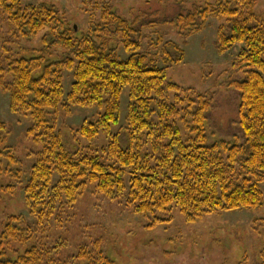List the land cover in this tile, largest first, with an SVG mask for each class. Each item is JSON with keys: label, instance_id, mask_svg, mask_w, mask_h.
<instances>
[{"label": "trees", "instance_id": "trees-1", "mask_svg": "<svg viewBox=\"0 0 264 264\" xmlns=\"http://www.w3.org/2000/svg\"><path fill=\"white\" fill-rule=\"evenodd\" d=\"M256 7L257 0H216L171 21L182 30L190 29L187 34L191 35L203 30L209 19H219L217 50L225 53L238 48L234 68L244 71L245 77L231 85L240 93L242 140L209 142L206 121L212 99L169 81L166 66L158 64V57L180 62L185 55L178 44L165 42L160 54L148 55L141 42L134 40L135 30L108 3H96L101 22L78 35L52 6L0 0V18L11 27L14 42L41 36L43 43L38 56L7 54V68L0 64V85L10 95V109L29 115L26 134L41 146L22 186L25 207L35 222H26L21 214L7 218L0 232V264H68L55 258L57 246L42 243L12 259V252L18 251L13 244L26 246L34 237L42 240L48 231L44 226L74 206L89 185L112 200L125 199L136 213L177 207L187 222L216 211L262 204L264 16ZM114 38L128 57L123 58L119 48L111 46ZM161 42L160 37L155 47ZM57 49L63 51L64 59L48 61L44 52L53 55ZM66 73L73 78L67 93ZM7 75L12 76L11 81L6 80ZM126 91L125 131L114 133ZM71 105L100 109L95 121L84 120L77 131L88 140L104 132L109 137L106 146L76 152L65 146L61 132L47 116L49 109H69ZM0 128H6L1 119ZM5 142L0 135V160L7 157L17 163L13 153L6 152ZM34 226L40 233L34 235L39 230ZM74 259L79 264H115L101 249L91 252L86 246Z\"/></svg>", "mask_w": 264, "mask_h": 264}, {"label": "rangeland", "instance_id": "rangeland-1", "mask_svg": "<svg viewBox=\"0 0 264 264\" xmlns=\"http://www.w3.org/2000/svg\"><path fill=\"white\" fill-rule=\"evenodd\" d=\"M216 0H23L24 4H45L56 8L64 20L75 27L78 35L101 22V10L96 3L112 6L113 12L128 21L135 30L134 40L140 41L142 50L153 56L161 53L165 42L178 44L184 51L180 62L173 63L158 57V64L166 66L169 81L183 87H192L212 99V107L206 121L209 142H236L242 140L238 124L240 93L231 83L244 79L245 73L234 68L238 48L220 53L217 50V32L222 21L211 18L203 30L188 35L190 29L182 30L176 22L180 15L203 9L208 2ZM256 10L264 16V0H257ZM11 27L0 18V64L7 68L6 55L31 58L40 55L43 49L41 36L31 40L14 42ZM160 45L155 47L159 38ZM111 46L118 47L123 58L129 53L117 38ZM171 51H174L171 48ZM173 53V52H172ZM47 60L64 59L62 50L53 55L44 52ZM174 54V53H173ZM7 75L6 80L11 81ZM73 82L72 74L66 73L65 91ZM127 91L122 99L120 122L112 128L114 133L125 131L128 106ZM100 109L96 106L71 105L69 109L59 107L48 110V120L61 132L65 146L71 151L106 146L109 137L101 132L95 139L88 140L79 135L77 129L84 120L95 121ZM0 119L6 128H0L5 144L18 160L11 162L7 157L0 160V232L7 218L21 214L26 222L34 224L24 203V185L28 172L35 162L41 146L27 136L31 125L28 114L12 112L10 95L0 85ZM123 145H128L127 134L123 133ZM147 149L150 148L148 145ZM5 172V173H4ZM20 175H19V174ZM8 186V187H7ZM6 187V189H4ZM263 202L252 209L216 211L204 215L195 222H187L177 207L154 213H136L133 206L124 200H112L89 185L74 206L57 215L48 227L42 240L34 237L28 245H15L18 250L11 254L17 259L41 243L45 247L57 246L55 258L68 264H79L75 256L82 246L92 252L101 249L115 264H264V182ZM158 219V220H157ZM156 220V223H155ZM23 224V223H22ZM24 226V225H23ZM35 229L37 226H34ZM41 229L34 232L40 233ZM41 241V242H40ZM80 264H87L81 261Z\"/></svg>", "mask_w": 264, "mask_h": 264}]
</instances>
